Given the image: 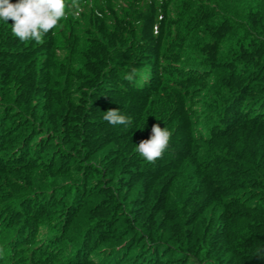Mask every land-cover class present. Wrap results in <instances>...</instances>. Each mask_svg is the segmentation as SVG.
Masks as SVG:
<instances>
[{
	"label": "trees",
	"instance_id": "trees-1",
	"mask_svg": "<svg viewBox=\"0 0 264 264\" xmlns=\"http://www.w3.org/2000/svg\"><path fill=\"white\" fill-rule=\"evenodd\" d=\"M13 23L0 264H264V0H66L40 42Z\"/></svg>",
	"mask_w": 264,
	"mask_h": 264
},
{
	"label": "clouds",
	"instance_id": "clouds-1",
	"mask_svg": "<svg viewBox=\"0 0 264 264\" xmlns=\"http://www.w3.org/2000/svg\"><path fill=\"white\" fill-rule=\"evenodd\" d=\"M65 8L66 0H19L15 4L10 0H0V20L13 21L12 33L22 42L30 38L40 42L42 33H48L65 16ZM136 75L137 70L133 68L125 75V79L132 82ZM103 119L112 126H127L131 123V118L121 114L118 109L106 111ZM151 132V137L140 141L135 149L148 162H153L162 156L168 147L171 135L166 127L161 128L159 124H154Z\"/></svg>",
	"mask_w": 264,
	"mask_h": 264
}]
</instances>
